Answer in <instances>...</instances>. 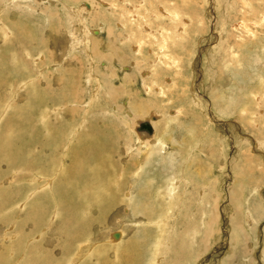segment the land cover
Returning a JSON list of instances; mask_svg holds the SVG:
<instances>
[{"label":"rangeland","instance_id":"374dc122","mask_svg":"<svg viewBox=\"0 0 264 264\" xmlns=\"http://www.w3.org/2000/svg\"><path fill=\"white\" fill-rule=\"evenodd\" d=\"M91 1L0 0V264H264V0Z\"/></svg>","mask_w":264,"mask_h":264},{"label":"bare ground","instance_id":"6f19581e","mask_svg":"<svg viewBox=\"0 0 264 264\" xmlns=\"http://www.w3.org/2000/svg\"><path fill=\"white\" fill-rule=\"evenodd\" d=\"M91 1V0H90ZM121 1H123V0H121ZM129 1H131V0H129ZM136 1V0H135ZM208 1V0H207ZM210 1H212V0H210ZM221 1V0H220ZM220 1L219 0H216V3H214L213 5H216V7H217V5H221L220 4ZM92 2V1H91ZM134 2V0L132 1V3ZM213 2H214V0H213ZM225 2V1H224ZM235 2V1H234ZM238 2H241L240 4L242 5V6H248V2H246V1H244V0H238ZM237 2V3H238ZM132 3L130 2V4L132 5ZM136 3H138V2H136ZM226 3V2H225ZM227 3H229L228 1H227ZM142 5H143V3H141ZM92 6V5H91ZM223 6V5H222ZM134 7V6H133ZM132 7V8H133ZM148 7V6H147ZM5 8V7H4ZM138 8V7H137ZM157 8V7H156ZM98 9H99V7H98ZM102 9H104V8H102ZM5 10V11H4ZM137 10H139V9H137ZM6 11H8L7 9H2V11H1V15H0V20L1 21H3V23H0L1 24V26H0V29L2 30V36L3 37H5L6 36V33L5 32H7L8 30H11L12 29V27L11 28H9V27H7V23H8V15L5 13ZM45 12H46V15L48 16V12L46 11V10H44ZM93 12V11H92ZM77 13V12H76ZM94 13V12H93ZM6 14V15H5ZM95 14H97V13H95ZM99 14H100V12H99ZM104 15V14H103ZM102 15V16H103ZM130 15V14H129ZM129 15H127V16H129ZM226 15V14H225ZM80 16V15H79ZM78 16V17H79ZM101 17V16H100ZM99 17V18H100ZM107 16H104V18H106ZM118 17H120L119 15H118ZM135 17V16H134ZM77 18V17H76ZM203 18V17H202ZM205 18V17H204ZM110 20V19H109ZM108 20V18H107V21H109ZM124 20V19H123ZM132 20V19H131ZM82 21H84V19H82ZM96 21H98V20H96ZM101 21H104V20H102V17H101ZM122 21V19L120 20V22ZM124 22H126V21H124ZM92 23H94L93 21H92ZM104 24H102L101 25V27L102 28H106L107 29V33H108V38L109 39H107V45L105 44V46L107 47V48H112L113 50H114V52H112V53H103L102 51H100L99 49H98V47L99 46H95L94 44V47H93V54H94V56L96 57H94L95 59H97V62H98V60H103V61H105V66H107V68L105 69L106 71H104V72H101L100 74H101V76H102V84L104 83V85L106 86V88L108 89V92H109V94L111 95V96H113L114 94H115V92L117 91H119V90H122V86L121 87H119V86H113V85H110L111 83L110 82H112L111 80H112V78H115L114 77V74L116 73V71L114 70V69H111L112 67H115V66H118V67H124L125 65H122V63H120V62H123L124 60H125V56H124V54H126V53H124L123 54V52L122 51H120L119 52V50H115L116 48V45H115V40L114 39H112L111 37V32L113 31V26H114V24H110L109 22H103ZM119 23V22H118ZM123 23V22H122ZM122 23H120V24H122ZM142 23V22H141ZM155 23H157V22H155ZM201 23H203L204 24V21H201ZM209 23V22H208ZM83 24L84 23H82V25H81V27H83V28H85L84 26H83ZM97 24V23H96ZM116 24V23H115ZM124 24V23H123ZM122 24V25H123ZM203 24H202V26H203ZM88 25V24H87ZM91 25V24H90ZM93 25V24H92ZM126 25V24H125ZM125 25L123 26V30H121V33L124 35V36H126V27H125ZM154 25V24H153ZM156 25V24H155ZM182 26L180 27L179 25H176L177 27L174 29L175 31H176V33L179 31V30H183V28L185 27V26H183V24H181ZM198 25H199V23H198ZM119 26V25H118ZM159 26V25H158ZM157 26V27H158ZM163 26V25H162ZM243 26H245V24H243ZM120 27H122V26H120ZM145 27V26H144ZM119 28V27H118ZM147 28V27H146ZM153 28V27H152ZM151 27H150V29H152ZM165 28H166V26H165ZM246 28V27H245ZM244 28V29H245ZM86 29H88V28H86ZM86 29H82L83 30V32L84 33H86V32H88V31H85ZM148 29V28H147ZM205 29V26L203 27V30ZM248 29V28H247ZM13 30H16L15 28L14 29H12V31H10V33L11 32H13ZM19 30V29H18ZM93 30V29H92ZM158 30H165L166 31V34H169V33H167V30L166 29H164V26H163V28L162 27H158L157 28V32H158ZM246 30V29H245ZM153 31H154V29H153ZM155 31V32H156ZM248 31V30H247ZM16 32H18V31H16ZM90 32V31H89ZM88 32V33H89ZM151 31L148 29V33H150ZM99 33V32H98ZM174 33V32H173ZM246 33V32H245ZM13 34V33H12ZM92 34V33H91ZM153 34V32H151V34H149L150 36ZM175 34V33H174ZM250 34V33H249ZM8 35H9V32H8ZM163 36V35H162ZM164 36H167V35H165L164 34ZM30 37V36H29ZM92 37V36H91ZM153 37V36H152ZM8 38V37H7ZM10 38V37H9ZM13 38V37H12ZM11 38V39H12ZM151 38V37H150ZM163 39H164V37H162ZM179 38V37H178ZM157 39V38H156ZM5 40V39H4ZM88 40V39H87ZM87 40H85L84 38L81 40V41H79V40H77V43H76V45L77 44H79V43H81L82 41L86 44V46L89 48V43L87 44ZM160 40V39H159ZM14 41V40H13ZM161 41V40H160ZM141 42V41H140ZM142 43V42H141ZM164 43V42H163ZM163 43L161 44V45H163ZM134 44H136V42L134 43ZM165 44V43H164ZM226 44V43H225ZM75 45V46H76ZM115 45V46H114ZM139 45V44H138ZM141 45V44H140ZM160 45V46H161ZM179 45V44H178ZM74 46V45H73ZM71 47V46H70ZM92 47V46H91ZM73 48V47H72ZM86 48V47H85ZM142 48V47H141ZM171 48V47H170ZM72 50V49H71ZM229 54L227 53V55L226 56H228V55H230L231 56V54L233 53V49H232V47L230 48L229 47ZM110 51H111V49H110ZM134 51V50H133ZM138 51V50H137ZM227 51V50H226ZM50 52V51H49ZM29 53V52H28ZM225 53V52H224ZM135 54V53H134ZM37 55V54H36ZM40 55V54H39ZM127 55V54H126ZM130 55V54H129ZM234 55V54H233ZM43 56V55H42ZM128 56V55H127ZM131 57V56H130ZM158 57V56H157ZM164 57V56H163ZM46 58V57H45ZM165 58V57H164ZM44 59V58H43ZM47 59V58H46ZM118 59H120V62H119V60ZM160 59V58H159ZM42 62V61H41ZM101 62V61H100ZM124 63V62H123ZM137 64V63H136ZM128 65H126V67H127ZM174 67V66H173ZM104 68V67H103ZM111 71H114V72H112L111 73ZM160 72V71H159ZM198 72V71H197ZM200 73V72H199ZM129 74H131V73H129ZM111 75L113 76V77H111ZM202 75V74H201ZM111 77V78H110ZM180 77V76H179ZM128 78V77H127ZM117 79V78H116ZM127 82V81H126ZM157 83V82H156ZM155 84V83H154ZM121 85V84H120ZM129 85V84H128ZM126 86V85H125ZM154 86V85H153ZM159 86H161V85H159ZM195 87V86H194ZM155 88H157V89H159V91H162V89L160 88V87H158L156 84H155ZM196 88V87H195ZM191 90V89H190ZM198 90V89H197ZM263 91V90H262ZM196 92V91H195ZM195 92H193V93H195ZM264 94V93H263ZM132 96V95H131ZM198 96V95H197ZM135 98V97H134ZM134 98L131 100V102L134 100ZM200 99V98H199ZM146 100H148V99H146ZM201 100V99H200ZM137 101H139L137 104H141L140 102H142V104H141V106H137V109H139V108H141V111L143 112V108L145 107V105L148 103V101H143V100H137ZM202 101H203V99H202ZM193 102V101H192ZM129 103V102H128ZM133 103V102H132ZM197 103H199L198 101H197ZM203 103V102H202ZM130 104V103H129ZM137 104H134V105H129L128 106V104H127V107H129L130 109H129V113H128V115H134L135 116V114H134V112L133 111H135V110H137V109H135V108H133V106L135 107ZM199 104H201V102L199 103ZM197 105V104H196ZM198 107H199V105H198ZM202 107V106H201ZM202 109V108H201ZM137 112H138V110H137ZM150 115V114H149ZM147 118H143V120H140L139 122H137V123H134L135 124V126H134V131H135V133L136 134H138L140 137H143L142 139H144V140H141V144H143V143H145L146 141H148V139H151V138H153L154 137V135H155V131L156 130H154V127H153V124L155 125L156 123V121H157V119H158V117H157V115H153V116H151L150 118H148L147 120H146ZM142 121H147V122H149L150 123V125L152 126V128H153V133L150 135V134H147L146 132H144V131H137V127H138V125H139V123H141ZM128 124V123H127ZM158 126V125H157ZM137 138V137H136ZM138 141L140 140V139H137ZM146 145H150V143H146L144 146H146ZM139 146H141V145H139ZM138 146V147H139ZM147 147H149V146H147ZM153 147V146H152ZM127 148V147H126ZM149 149H151V147L149 148ZM142 149H137V152L135 153V154H137V153H139L140 151H141ZM151 151V150H150ZM129 153V152H128ZM149 153V152H148ZM249 156V155H248ZM247 156V157H248ZM246 157V158H247ZM245 164V163H244ZM242 168H243V166H242ZM233 179V178H232ZM234 181V180H233ZM118 183V182H117ZM229 186V185H228ZM232 186V187H231ZM106 187V186H105ZM104 187V188H105ZM119 187H121V186H119ZM230 187H231V189H229V193L230 194H228V195H230V197L232 198V199H239L240 200V195H241V192L242 191H238V194L237 193H235V191L233 192V184L231 183V185H230ZM118 188V187H117ZM106 189H107V187H106ZM120 189V188H119ZM121 190V189H120ZM119 190V191H120ZM168 192H169V190H168ZM128 195H129V193H128ZM224 197V196H223ZM111 200H115V196H111V197H109L108 198V201H111ZM203 211V210H202ZM201 211V212H202ZM212 213V215H213V217L214 218H216V221H217V219H218V214H219V212H218V210H217V208H215V209H211V211H210V213L209 214H211ZM208 214V213H207ZM208 218V217H207ZM210 219V218H209ZM206 222H207V220H206ZM208 224H210V222L208 223ZM206 225V224H205ZM211 229H212V225L209 227V231H208V234H210L211 233ZM213 230V229H212ZM192 232V231H191ZM196 233V232H195ZM195 235V234H194ZM119 238V237H118ZM117 238V239H118ZM152 264V263H151Z\"/></svg>","mask_w":264,"mask_h":264},{"label":"water","instance_id":"95a60500","mask_svg":"<svg viewBox=\"0 0 264 264\" xmlns=\"http://www.w3.org/2000/svg\"><path fill=\"white\" fill-rule=\"evenodd\" d=\"M137 131H144L147 134H152L153 133V128L150 125L149 122L147 121H142L141 123H139L138 127H137ZM113 237L114 238H118L119 237V232H115L113 233Z\"/></svg>","mask_w":264,"mask_h":264},{"label":"flooded vegetation","instance_id":"af4514ba","mask_svg":"<svg viewBox=\"0 0 264 264\" xmlns=\"http://www.w3.org/2000/svg\"><path fill=\"white\" fill-rule=\"evenodd\" d=\"M154 130H155V128H154ZM155 132H156V131H155ZM146 143H147V142H146ZM146 143H145V144H146ZM145 144H144V145H145ZM141 146H142V145H141Z\"/></svg>","mask_w":264,"mask_h":264}]
</instances>
